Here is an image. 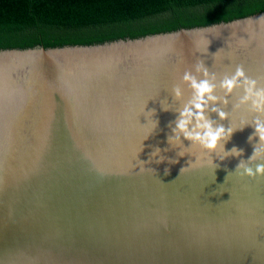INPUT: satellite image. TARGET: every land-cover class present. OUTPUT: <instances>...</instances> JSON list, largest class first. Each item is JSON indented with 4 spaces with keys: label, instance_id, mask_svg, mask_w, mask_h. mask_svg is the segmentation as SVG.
Segmentation results:
<instances>
[{
    "label": "water",
    "instance_id": "obj_1",
    "mask_svg": "<svg viewBox=\"0 0 264 264\" xmlns=\"http://www.w3.org/2000/svg\"><path fill=\"white\" fill-rule=\"evenodd\" d=\"M198 59L217 84L243 66L264 85V11L98 44L0 49V264H264V176L228 175L259 143L248 139L254 127L233 132L225 150L243 151L224 160L198 145L179 156L167 140ZM242 95L220 105L226 128L255 115L233 107Z\"/></svg>",
    "mask_w": 264,
    "mask_h": 264
},
{
    "label": "trees",
    "instance_id": "obj_2",
    "mask_svg": "<svg viewBox=\"0 0 264 264\" xmlns=\"http://www.w3.org/2000/svg\"><path fill=\"white\" fill-rule=\"evenodd\" d=\"M261 11L264 0H0V49L98 44Z\"/></svg>",
    "mask_w": 264,
    "mask_h": 264
},
{
    "label": "clouds",
    "instance_id": "obj_3",
    "mask_svg": "<svg viewBox=\"0 0 264 264\" xmlns=\"http://www.w3.org/2000/svg\"><path fill=\"white\" fill-rule=\"evenodd\" d=\"M210 31L214 32L217 36L220 34L215 29ZM209 43L210 41L208 40ZM216 81V75L210 73L203 61L199 59L195 64L194 72L186 71L184 73L182 82L188 85L191 90V95L182 106L174 109L178 115L174 121L169 122L168 126L171 129V134L167 137L168 143L173 147L179 146V156L186 154L185 149H189L193 145H198L209 156L215 152L220 160H224L230 156L239 157L242 154V149L234 146L230 150H225L224 145L231 138L234 131L243 129L244 126L251 124L255 131L248 139L252 141L255 136H258L259 143L256 145L253 154L248 160L241 159L235 171L229 172L228 175L238 173L241 176L252 178L264 176V162L255 163L257 160L264 161V85H258L257 80L247 77L243 66H237L235 72L231 75H224L219 80V84ZM217 87L224 91L223 99L216 94ZM237 88L243 89V95L239 97L238 102L233 107L239 108L241 105H248L249 110L255 115L250 121H244L238 127H234L230 123V126L226 128L219 121L228 119V113L220 105L227 106V96ZM171 95L175 101L182 100L184 93L179 84L173 86ZM161 103L163 110L168 111L172 109L166 100ZM154 111L148 112L150 117H152ZM210 113H216L219 120L212 119ZM151 121L152 132L158 126V120L151 119ZM184 140L189 141L190 145L185 147ZM159 153L160 149L156 148L151 155L157 156ZM164 159L163 156H160L157 162L159 163ZM214 165L215 169L219 167L216 163ZM167 174L168 170L165 169V175Z\"/></svg>",
    "mask_w": 264,
    "mask_h": 264
}]
</instances>
